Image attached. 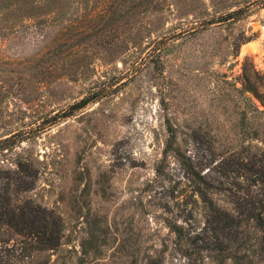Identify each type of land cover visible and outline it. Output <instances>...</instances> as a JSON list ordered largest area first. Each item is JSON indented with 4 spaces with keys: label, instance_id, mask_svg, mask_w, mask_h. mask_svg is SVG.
I'll use <instances>...</instances> for the list:
<instances>
[{
    "label": "rangeland",
    "instance_id": "rangeland-1",
    "mask_svg": "<svg viewBox=\"0 0 264 264\" xmlns=\"http://www.w3.org/2000/svg\"><path fill=\"white\" fill-rule=\"evenodd\" d=\"M37 1L0 0V141H17L0 145V213L9 196L39 205L62 237L24 249L0 222V264H264L249 169L264 159L263 3Z\"/></svg>",
    "mask_w": 264,
    "mask_h": 264
},
{
    "label": "trees",
    "instance_id": "trees-1",
    "mask_svg": "<svg viewBox=\"0 0 264 264\" xmlns=\"http://www.w3.org/2000/svg\"><path fill=\"white\" fill-rule=\"evenodd\" d=\"M260 1L264 6V0ZM17 2L19 5L21 3H24L30 7H35L36 4L37 6L38 4H41L37 0H17ZM42 4L46 5L45 2H42ZM244 10L245 9L243 8H238L226 15L220 16L219 19L220 21H227L232 18L240 17ZM92 99L93 96H86L78 102L70 105V107L62 114H54L53 116H51V119H58L61 116H70L75 110L85 107L90 101H92ZM167 125L170 136L167 141L165 153L170 150L176 149L175 129L169 121L167 122ZM22 139L23 138H20L18 141H22ZM16 143L17 141L11 136L0 141V145L2 146V148L14 146ZM249 169L254 170V182L261 187V193L259 194V198L257 200L260 211L253 213L252 216L250 215V217H252L256 221V226L264 233V159L261 158L258 164L256 163L252 166L250 165ZM200 193L202 194L203 199L206 202H209V197L203 192V190H200ZM6 199L9 200L7 201L5 206H2L3 209L0 213V222L11 226L15 231L27 236L28 240L24 242V244H28V247L25 248L24 246V249L47 250L54 249L60 245L63 225L61 218L58 215L36 204L34 206H28L26 208H17L15 205H13L10 196ZM211 207L212 209H214L213 206ZM170 228L180 238L184 236L182 226L176 224L175 222H170Z\"/></svg>",
    "mask_w": 264,
    "mask_h": 264
}]
</instances>
